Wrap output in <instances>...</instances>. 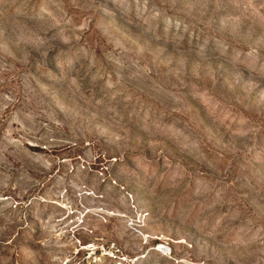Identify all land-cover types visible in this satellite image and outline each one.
<instances>
[{"label": "rangeland", "instance_id": "obj_1", "mask_svg": "<svg viewBox=\"0 0 264 264\" xmlns=\"http://www.w3.org/2000/svg\"><path fill=\"white\" fill-rule=\"evenodd\" d=\"M0 264H264V0H0Z\"/></svg>", "mask_w": 264, "mask_h": 264}]
</instances>
